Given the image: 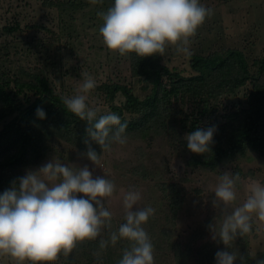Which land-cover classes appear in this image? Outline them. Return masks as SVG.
Returning <instances> with one entry per match:
<instances>
[{"label":"rangeland","instance_id":"obj_1","mask_svg":"<svg viewBox=\"0 0 264 264\" xmlns=\"http://www.w3.org/2000/svg\"><path fill=\"white\" fill-rule=\"evenodd\" d=\"M81 1L88 2L90 6L70 15L57 13L45 6L43 0H0V17L18 18L23 29V34L17 33L7 38L0 34V44L15 41L21 34L23 41L16 48L11 46L10 60L12 63L15 61L14 67L44 70L56 91L64 97L75 95L83 82L81 73L87 72L97 85L89 93L87 102L90 107L99 108L100 114H107L111 112L110 103L100 87L103 84L135 87L130 59L129 55H113L99 34L103 21L97 13L106 12L114 1L101 0L95 5L90 0ZM200 3L211 8L213 14L206 18L191 38L192 55L239 49L250 58V63L264 57V0H200ZM32 25L36 26L35 30L27 29ZM16 50L19 57L13 56ZM191 56L176 54L169 47L166 56H163V63L171 69L188 73ZM139 88L136 85V93L140 92ZM251 90L252 86L248 84L232 95L213 101L212 107L216 112L205 116L201 126L205 130L209 127L217 130V123L222 121L221 116L225 111L247 107L246 96ZM124 102L125 98L120 94L114 104L122 106ZM198 110L188 105L185 114H196ZM11 120L9 118L0 123V131ZM174 128L169 137H158L151 142L128 139L125 145L113 144L110 153L101 154V168L94 165L86 154L52 140L47 143L45 159L39 165L25 168L22 177L29 170L36 171L57 158L73 168L87 166L93 178L105 176L112 180L116 191L105 202V207L112 213L113 230L125 222L123 194L129 189L139 190L141 199L133 210L148 206L155 209V215L144 225L154 245V264H177L178 255L180 258L187 256L186 264H207L205 256L210 254L212 261L217 262L218 251H235L239 257L264 252V230L257 233L255 226L251 235L237 237L231 248H227L219 239L213 240L209 229V225L223 215L221 209L213 206L214 189L219 177L226 172L240 174L244 183L237 185L235 206H239L246 198L247 182L256 180L264 184V158L249 153L246 158L216 172L190 168L187 166L189 156L178 142V138H185L188 134L181 132L180 127ZM137 169L147 172L150 179L144 180L141 173L134 174ZM163 182L176 183L182 188L183 204L174 219L166 200L157 189ZM78 195L83 197V194ZM107 238L105 229L95 241L79 244L68 258L61 255L56 264H106L109 259L116 260L123 256V250L128 247L126 240L119 241L115 247L109 244L105 250H100V240ZM0 264H13V261L9 257H0Z\"/></svg>","mask_w":264,"mask_h":264},{"label":"clouds","instance_id":"obj_2","mask_svg":"<svg viewBox=\"0 0 264 264\" xmlns=\"http://www.w3.org/2000/svg\"><path fill=\"white\" fill-rule=\"evenodd\" d=\"M101 0H90L95 5ZM213 11L200 0H114L102 19L99 34L104 45L121 57L134 53L140 58L166 56L167 49L185 57L192 55L191 38ZM83 82L75 95L63 97L65 108L80 120L87 121V158L102 167L104 153L112 145H125L127 123H122L113 112L100 114L99 108L88 104L89 93L96 81L81 73ZM37 116L44 119L42 108ZM215 127L198 129L188 134V149L196 154L211 152ZM91 141L99 144L103 155L92 149ZM244 183L239 173H223L214 189L213 206L221 209L222 218L209 225L212 239H219L227 248L237 237L249 236L254 226L257 233L264 230V184L250 180L245 184L246 198L235 206L237 185ZM116 191V185L104 177L93 178L87 166L73 168L57 158L36 171L29 170L13 182L10 189L0 194V257H9L13 264H56L61 255L68 258L79 244L95 241L107 230L108 238L101 239L99 247L105 250L121 240L128 242L118 264H154V245L144 225L155 215L151 206L137 208L141 199L139 190L129 189L123 194L124 223L113 230L112 213L105 207ZM78 194H83V197ZM255 259L256 255L250 253ZM243 258L233 251H218L217 264H235ZM256 264H264V259Z\"/></svg>","mask_w":264,"mask_h":264},{"label":"trees","instance_id":"obj_3","mask_svg":"<svg viewBox=\"0 0 264 264\" xmlns=\"http://www.w3.org/2000/svg\"><path fill=\"white\" fill-rule=\"evenodd\" d=\"M43 1L57 13L70 15L90 6L81 0ZM15 18L0 17V34L4 38L23 34L22 22ZM28 28L35 30L36 26ZM21 34L15 41L0 44V123L12 118L0 131V194L10 189L13 182L18 183L25 168L39 165L45 159L49 141L63 142L83 154L88 150L84 143L87 121L65 108L64 96L56 91L49 75L42 69L14 67L15 61L10 60L11 46L16 48L23 41ZM18 53L16 50L13 56L19 57ZM129 59L135 87L120 84L100 87L110 103V111L119 115L122 123H127L128 139L151 142L158 137H169L174 127H180V131L187 134L205 130L201 126L204 117L216 112L212 102L251 84L252 90L246 96L247 107L222 114L210 153L191 152L185 138H178V142L189 156L188 167L211 172L244 159L249 153L264 158V57L250 63V58L239 49L193 54L188 73L169 68L160 55L140 58L132 53ZM136 85L140 86L139 93L135 92ZM120 94L125 102L117 106L114 102ZM188 105L199 109L198 112L185 114ZM38 108L44 110V119L37 116ZM89 143L98 155L103 153L99 144L90 139ZM139 173L144 180L150 179L147 172L139 169L134 172ZM157 187L174 219L183 204L182 188L176 183L165 182ZM205 257L207 264H217L210 254ZM242 258L244 264H256L257 260L264 259V252L257 254L255 259L250 254ZM120 259L122 256L109 259L106 264H118ZM176 261L186 264L187 256L180 258L178 255ZM235 264H241V259Z\"/></svg>","mask_w":264,"mask_h":264}]
</instances>
